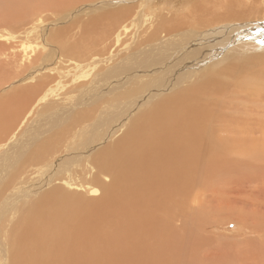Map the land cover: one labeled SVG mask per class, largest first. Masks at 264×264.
I'll list each match as a JSON object with an SVG mask.
<instances>
[{
    "label": "rangeland",
    "instance_id": "obj_1",
    "mask_svg": "<svg viewBox=\"0 0 264 264\" xmlns=\"http://www.w3.org/2000/svg\"><path fill=\"white\" fill-rule=\"evenodd\" d=\"M233 1H235L234 4ZM240 1L0 0V142L5 139L0 143V264H10L8 258L12 257V253L19 263L25 264L30 260V256L26 253L27 242L25 240L27 220L41 209V206L44 209L45 207L46 209L60 207L55 204L52 190L60 188L67 192L63 194L61 200L74 215L79 210L90 209L98 205L100 203L98 198L106 193L107 186L113 180V173L107 170L110 167L105 162L107 156L100 151L104 147H109V151H115L119 139L135 123L137 118L135 115L141 108L137 110L133 108L126 115H124L126 109L122 110L124 116L121 118L124 119L118 120L120 121H117L118 124L115 123L117 117L115 103L110 106L115 107L116 114L110 113L109 122H99L98 118L102 116L97 114L98 111L96 113L92 111L84 118H79L81 123L77 122L78 120L74 121V117L78 113L86 110V106L83 104H76L79 101L77 98H80L79 96L86 89H90L88 91L91 92L96 86L104 87L107 92L102 99H113L112 96L124 89L121 87L111 93L105 87L108 84L103 81L94 84L92 81L97 74L105 70L110 71L115 65L134 56L140 60L137 64L144 60L151 63L155 57L166 54L168 50L189 46L198 48L192 49V51L195 52L194 56L199 54L198 58L201 57L199 58L201 61H197L198 64H192L194 67L188 72L198 68L197 70L202 75L197 72L196 80L205 79L208 81V78L212 77L218 81V88H213L217 90L218 94L214 91L209 93L210 90H213L211 88L209 91L205 90L207 95L209 94L208 96L201 89L200 91L204 94L200 91L197 92L209 98V101L205 98L201 100L204 103L207 101L205 104L208 105L207 112L205 110L204 124L215 125L219 129L225 123L224 117L232 114L230 104H233L234 107L237 104L241 108H246L247 104L243 101L245 98L242 97L245 95L244 97L252 98L248 90L250 87H254L253 89L257 93L254 95L255 98L261 96L260 94L264 96V78L261 82L262 87L258 85L255 88L253 85H257L256 79L246 75L251 70L258 71V68L264 71V25H259L260 31L258 29L250 30L248 25L251 24V20H249L247 23H241V27L233 29L236 22L260 18L254 17L257 14L263 15L261 16L263 18L264 14L256 13L254 16L241 19L249 11L245 10L246 6L253 7L256 4L255 1L260 3L257 5L262 6L264 11V0ZM242 12L245 14L242 15ZM227 14H232L235 17L218 21V16ZM100 24H105V26L101 27ZM156 28L158 33L157 36H154L153 32ZM100 30L106 32L95 41H89L91 39L87 36L97 35ZM209 30L212 32L208 33ZM190 41H194V43ZM156 46H159L157 52L150 51ZM188 51L177 55L166 66L152 64L150 69H146V72L151 73L154 67L159 66H162L159 68L163 72L165 68L177 63L182 56L188 55ZM201 52L202 55H205L206 52V55L201 56ZM252 59L255 61L253 60V62ZM183 67L184 65L180 61L174 72L182 70ZM142 71L145 70H141L137 74L145 73ZM162 72L158 70L152 74L156 75V80H160ZM141 77L143 78L137 77L124 83L136 87L144 83L148 75ZM244 77L248 80L245 81ZM44 78L52 80L51 82L53 80L62 82L60 88L54 87L49 92V98L39 105H37L39 102L34 103L36 96L38 98L48 88L47 84L39 85V90L36 93L30 92L25 95V98L20 96V91L25 90L26 87L36 88L38 82L45 81ZM168 78L170 76L164 79ZM186 78H180L173 87L160 92L150 102L143 103L146 104L144 108L166 100L170 94L175 92L178 94L190 93L191 90L197 91L193 73H190V79ZM251 83L252 85H250ZM79 84H83L84 87L72 88ZM22 87L24 88L22 89ZM261 89L262 91H260ZM88 91L84 95H87ZM69 95L73 99L67 104L64 102V98ZM7 98H10V101L7 102ZM123 100L122 98L118 99L119 104L123 103ZM142 100L143 98H140V102ZM51 101L52 103L48 104ZM259 102H262L260 105L264 106V99L255 101L254 104L258 103L259 105ZM32 106L35 108L34 113L27 116L24 123L21 124L25 116L23 114ZM60 107L61 109H59ZM221 107V112H218ZM5 110L8 111L7 118ZM14 110L17 111L12 113ZM43 110L47 114L46 116L41 115ZM52 110L55 111L51 112ZM49 113H55L54 117L49 116ZM241 116H235L234 119L237 118L251 127L249 118L251 119L253 115L250 117L244 115L247 119L243 114ZM17 117L20 121L17 120ZM214 117L216 120L212 122ZM53 118H56V122H58L55 125H52ZM124 120L125 126L117 128ZM111 123L113 124L111 125ZM2 127L13 129L10 133H6L1 129ZM255 136L256 134H254ZM45 142L48 145L47 151L37 156L36 151ZM222 142L224 139L220 141L218 132V156L225 158L226 155L237 151L234 156H231L245 162L239 164L240 168H238L245 167L243 172L251 176L249 181L252 185L249 183V186L251 189L254 188L253 193L256 200L257 195L260 194L257 188L264 187V138L256 140L255 143L259 145L255 147L259 148L257 150L252 145H249L247 149H237L234 146L235 149L225 150L221 149L220 143ZM252 149H254V155L248 154L247 150ZM245 154L253 155L252 160ZM231 165H225L228 167V171L233 170V167H229ZM258 170L261 171L258 172ZM11 179H13V183H11ZM255 180L258 181L255 182ZM66 182H69L70 185H67ZM93 188H97L98 193L92 192ZM240 194L243 197L247 196L246 193ZM239 198L240 196H238ZM106 201L107 198L103 199L102 208ZM258 205L259 208L264 209V200L258 201ZM46 219L48 220V218ZM69 226L71 227V225ZM228 227L233 229L232 225ZM263 250L254 252L255 255L259 254L258 256L252 253V261L264 264ZM11 263L15 264V261L11 260Z\"/></svg>",
    "mask_w": 264,
    "mask_h": 264
},
{
    "label": "bare ground",
    "instance_id": "obj_2",
    "mask_svg": "<svg viewBox=\"0 0 264 264\" xmlns=\"http://www.w3.org/2000/svg\"><path fill=\"white\" fill-rule=\"evenodd\" d=\"M234 3L235 1H233ZM255 3L251 8L245 5L247 8L245 10L249 11L246 14L242 12V15L243 13L245 15L241 19L254 16L256 13L264 14L262 6L257 5L260 3L258 1ZM239 11L241 10L239 9ZM261 16L263 15L257 14L254 17L260 18L236 22L234 27L232 24V27L235 30L242 26L241 23L251 20L248 29L256 30L259 25H264V17L261 18ZM234 17L232 14L220 15L218 21ZM100 26L103 27L105 24H100ZM105 32L100 30L97 35H88L87 38L91 39L89 41H95ZM207 32L210 33L212 30ZM157 33L158 29L156 28L153 35L157 36ZM197 34L200 35L198 32ZM232 36L234 35L232 34ZM194 41L190 42L194 43ZM184 48L177 47L174 50H168L166 54L155 57L151 63L144 60L137 64L140 60L134 56L115 65L110 71L105 70L97 74L92 82L96 84L98 81H103L108 84L105 87L111 93L124 87L117 95L112 96L113 99H102L107 91L104 90V87L98 86L94 87L91 92L88 91L90 89H86L79 96L80 98H77L79 101L76 104H83L86 106V110L77 112L74 121L84 118L92 111L95 113L98 111L97 114L102 116L98 118V121L109 122L108 116L110 113H115V107L110 106L114 103L117 109L115 121L117 124L124 119L121 117L126 115L129 110L133 108H135L134 110L141 108V110L136 112L137 118L135 121L133 119L135 123L126 130L117 145L115 143V151H109V147H104L100 151L106 154L105 162L110 166L107 170L111 171L114 177L107 186L106 193L98 198L100 202L98 205L90 209L79 210L73 215V212L68 210L61 200L63 194L67 192L58 188L52 190V194L55 204L60 207H49V209L45 207L44 209L41 206V209L27 220L25 240L27 242L26 253L30 256V260L25 264H257L252 261V253L264 248V209L259 208L258 205V201L264 200V187L257 188L260 194L255 200L254 188L251 189L249 186L251 176L243 172L245 167L239 169V164L245 162L232 157L237 151L226 155L225 158L218 156V132L220 141L224 139V142L220 143L221 149H235V147L247 149L249 145L254 148L258 147L259 145L255 143L256 140L264 138V106L260 105L262 102H259V105L254 102L262 101L264 96L260 92L261 96L255 98L254 95L257 93L254 91V87H250L248 90L252 98L244 97L245 95L242 97L245 98L243 101L246 102L247 107L241 108L237 104L234 107L233 104H230L232 114L224 117V128L222 126L218 129L215 125L204 124L208 105L205 104L207 101L204 103L201 100L209 99L207 91L210 88H218V81L212 77L208 78V81L205 79L196 80L198 68L191 72L188 71L194 67L192 64L201 61L199 59L201 57L198 58L199 54L194 56L195 52L192 51V49L198 48L189 47V51ZM158 49L159 46H156L150 51L157 52ZM186 51H188V55L182 56L177 63L165 68L163 72L159 68L168 65L177 55ZM200 55L205 56L206 52L205 55H202V52ZM180 61L184 67L182 70L174 72ZM152 64L163 65L154 67L151 73L146 72V69H150ZM141 70H145L142 71L145 73L137 74ZM158 70L162 72L160 80H156V75L152 74ZM231 71L233 73L234 68ZM190 73L194 75L197 91L191 90L190 93L178 94L175 92L170 94L166 100L144 108L146 104L143 103L150 102L160 92L173 87L180 78L190 79ZM144 75H148L147 80L136 87L124 83L137 77L143 78L141 76ZM246 75L256 79L257 85H253L255 88L262 85L264 71L258 68V71L251 70ZM168 76L170 78L164 79ZM247 80L245 78V81ZM51 81H37L36 88L33 86L22 87L25 90L20 91V96L25 98V95L30 92L36 93L39 90V85L47 84L48 88L38 98L37 96L35 99L33 98L34 103L39 102L37 103L39 105L49 98L48 94L54 87L60 88L62 82L53 80V83ZM82 86L83 84H79L72 88L80 89ZM200 89L206 92L207 96L202 95L203 92ZM87 91L89 93L84 95ZM199 91L200 94L197 93ZM211 91L216 93L217 90H210L209 93H212ZM70 93L72 94V92ZM7 96L9 95L7 94ZM96 98L98 100H95ZM120 98L124 100L119 104L118 99ZM140 98H143L141 102ZM64 99V102L68 104L73 97L69 95ZM6 101H10V98H7ZM64 102L62 101V103ZM50 103L52 101L48 104ZM239 104L241 103L239 102ZM125 109L123 115L122 110ZM221 109L222 107L218 112H221ZM134 110H132L133 113H135ZM5 111L7 118L8 111ZM34 111V106L30 107L27 112L25 111L21 124ZM53 111L55 110L51 112ZM55 113L49 116L54 117ZM242 114L247 117L253 115L251 119L249 118L251 127L237 118L234 119L235 116ZM41 115L46 116L47 114L43 110ZM214 120H216L215 117L212 122ZM56 121L57 119L53 118L52 125L57 124ZM44 122L48 124L46 121ZM124 123L125 120L117 128L125 126ZM247 123L249 124V122ZM1 129L10 133L13 128L2 127ZM254 134H256L255 137ZM4 141L5 139L0 143ZM47 149L48 145L45 142L36 151V155L39 156ZM247 151L248 154L254 153V149ZM248 154L245 155L252 160L254 154L252 156ZM226 164H232L229 167H233V170L228 171ZM260 171L258 170V172ZM257 181L255 180V182ZM11 183H13V179H11ZM66 183L70 185L69 182ZM92 192L98 193V189L93 188ZM240 193H246L247 196L243 197ZM238 196H240L239 199ZM106 198V204L102 208L103 199ZM230 225L233 226V229L228 227ZM8 259L10 264H12L11 260H14L15 264H24L19 263L13 253L12 257L9 256Z\"/></svg>",
    "mask_w": 264,
    "mask_h": 264
}]
</instances>
